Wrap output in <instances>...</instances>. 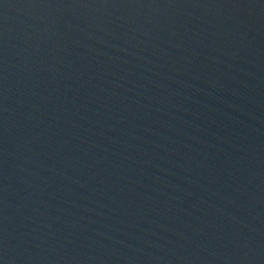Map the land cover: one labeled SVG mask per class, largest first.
Returning <instances> with one entry per match:
<instances>
[{"label":"water","instance_id":"95a60500","mask_svg":"<svg viewBox=\"0 0 264 264\" xmlns=\"http://www.w3.org/2000/svg\"><path fill=\"white\" fill-rule=\"evenodd\" d=\"M0 264H264V0H0Z\"/></svg>","mask_w":264,"mask_h":264}]
</instances>
